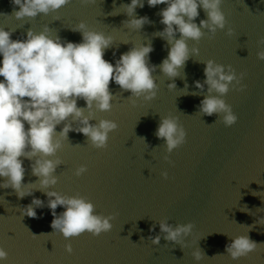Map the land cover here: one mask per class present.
Masks as SVG:
<instances>
[{"label": "clouds", "instance_id": "1", "mask_svg": "<svg viewBox=\"0 0 264 264\" xmlns=\"http://www.w3.org/2000/svg\"><path fill=\"white\" fill-rule=\"evenodd\" d=\"M70 0H12L19 9L13 15L17 19L35 18L38 14L56 12ZM82 3H94V0H81ZM148 6L166 5L160 10V23L165 27L159 33L171 44L168 56L160 65L161 71L168 77L179 75L190 54H198V48L189 49L188 40L199 41L204 36L203 29L215 34L218 29H224L227 20L221 8L223 0H146ZM145 0H130L125 8L130 19L126 20L131 28L140 29L145 23H150L147 16L135 15L136 8H143ZM202 8L207 19L195 22ZM73 31L82 34V41H62L59 36L50 35V29L45 25L42 31L29 29L26 38L13 40L12 31L0 27V177L6 178L0 187H11L19 198L31 195L34 184L24 183L25 168L21 157L31 160L32 173L39 177L41 188H47L57 183L54 175L56 168L62 163L56 156L67 138L69 131H78L88 137L96 148L107 146L109 133L118 125L116 121L100 119L97 124L90 123L94 118L91 111L93 105L101 111L112 108L113 94L109 90L110 81H114L122 89L130 90L132 97L145 100L154 98L158 85L152 76L155 65H149V53L152 45L133 46L121 54L115 64L104 59V52L113 41L111 35L102 31L90 29L84 21H80ZM179 32L180 38H175ZM232 28H228L231 35ZM260 43L264 44V38ZM264 60V48L256 53ZM205 80L195 81L197 88L208 85L209 93L200 102L199 110L203 114H217L225 126L236 123L238 117L223 98L230 86L241 84L243 73L237 72L231 65L216 63L212 59L205 61ZM235 81V85L232 83ZM170 88L175 84H170ZM27 97V99H25ZM78 98L86 101L90 109L85 115L84 108L77 106ZM78 120L80 126L73 127L71 122L63 124L57 133V125ZM28 125L26 128L25 125ZM155 135L165 141L166 152L171 153L186 140V130L178 122V117L164 116ZM165 160L169 157L165 155ZM86 171L81 165L76 169L79 176ZM162 175L166 178L168 173ZM48 207L52 210L51 227L63 234L65 238L79 236L84 232L99 235L112 229L111 221L114 215L108 216L95 211V205L84 196H66L56 191H48ZM43 200L33 197L31 204L22 210L29 217H36V209L32 205L42 206ZM57 206H64L62 214H56ZM264 223V218H261ZM164 239L183 244V237L192 233L194 225L191 222L178 224L175 227L166 221L159 224ZM154 230V229H153ZM34 235V234H33ZM161 236L152 237V243L158 245ZM258 244L246 235L232 238L226 245V252L233 259L246 256L257 248ZM66 251L72 252V245H65ZM195 260L203 258L201 250L192 252ZM7 251L0 247V260L6 259Z\"/></svg>", "mask_w": 264, "mask_h": 264}, {"label": "water", "instance_id": "2", "mask_svg": "<svg viewBox=\"0 0 264 264\" xmlns=\"http://www.w3.org/2000/svg\"><path fill=\"white\" fill-rule=\"evenodd\" d=\"M165 264H264V247H257L246 256L237 259L231 258L227 252L203 256L200 261L193 259L182 260Z\"/></svg>", "mask_w": 264, "mask_h": 264}]
</instances>
